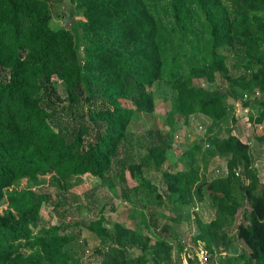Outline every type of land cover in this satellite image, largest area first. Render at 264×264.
Here are the masks:
<instances>
[{
	"label": "trees",
	"instance_id": "obj_1",
	"mask_svg": "<svg viewBox=\"0 0 264 264\" xmlns=\"http://www.w3.org/2000/svg\"><path fill=\"white\" fill-rule=\"evenodd\" d=\"M57 1L0 0V264H76L63 250L71 241L62 234L64 224L32 233L46 198L28 187L14 189L16 181L50 180L64 200L71 180L116 177L123 182L124 174L136 182L134 196L140 197L135 198L139 219L134 223L148 235L118 223L107 234L102 216L79 223L105 247L96 250L99 264H180L144 220V201L155 189L142 176L141 163L128 156L127 128L135 113L154 112L149 88L161 81L173 91L164 111L168 125L178 120L188 125L192 115L214 123L225 120L232 110L225 99L235 96L192 83L216 78L232 92L248 94L242 105L255 103L257 114L247 122L264 124V0H165L162 10L171 19L167 27L152 13L158 0H69L83 18L75 33L49 27L50 5ZM225 49L233 53L236 76L225 64ZM55 83L62 87V98ZM263 133L255 137L262 145ZM171 138L168 131L149 129L140 143L166 191L180 204L200 201L203 194L209 200L215 217L207 224L197 222L195 239L209 250L208 240L247 202V223L234 227L235 239L248 250L241 262L264 264V185L248 145L234 135L209 138L204 151L195 144L182 154L185 170L162 169ZM212 157L224 160L225 173L205 180L198 164L204 171ZM157 196L155 204L161 202ZM131 249L138 254L128 257Z\"/></svg>",
	"mask_w": 264,
	"mask_h": 264
},
{
	"label": "rangeland",
	"instance_id": "obj_2",
	"mask_svg": "<svg viewBox=\"0 0 264 264\" xmlns=\"http://www.w3.org/2000/svg\"><path fill=\"white\" fill-rule=\"evenodd\" d=\"M165 0H158L155 3L156 9H152L156 19L164 26H170L171 19L168 14H164L162 7L165 6ZM83 18L80 10L74 7L69 0H58L50 5L49 27L53 30L64 28L75 33L79 29ZM76 29V30H75ZM175 42L172 44L174 46ZM80 53V50H78ZM181 50L177 56L179 68H183L184 56ZM228 54L225 61L232 76L238 72L231 67L234 62L233 53L230 49H225ZM169 57V55H166ZM169 58H167L168 60ZM170 65V63H169ZM167 63H165V70ZM194 86L206 90H225L232 93L235 99L228 95L225 99V105L231 106L232 110L228 117L218 123L210 121L201 115H192L189 117L188 125H183L182 120L174 122V125H168L164 118V111L170 107V100L173 91L170 86L164 82L153 83L149 90L152 93L153 105L155 110L151 114L135 113L127 128V142L125 145L128 156L135 162L142 165V176L149 181L155 189L145 205V222L149 228L156 234L165 239L170 247L169 254L173 260H178L180 264H208L212 261L214 264L228 260L229 264H242L241 256H246L248 250L235 239L234 227L238 224L245 225V216L249 211L248 203L243 202L236 210L234 219L221 225L216 230L211 240H208L209 250L206 245L195 237L200 233L197 222L207 224L214 219V209L211 207L206 195L200 201L193 200L191 203L180 204L176 195L169 194L161 182L159 171L152 166L145 158V151L141 147L140 138L146 131L159 130L171 134V146L165 152V161L161 168L165 169L170 165H175L178 170H185V166L180 162L182 154L195 144H199L200 150L204 151L208 147L209 138H225L227 135L236 136L241 142L246 143L252 157V165L256 171V177L260 185H264V145L255 140L256 136L264 132V124L251 125L247 122L248 117H254L257 114L256 104L244 107L242 103L249 99V95L238 89H233L228 84L216 78L212 83H205L203 80L193 79ZM56 91L62 98L64 96L62 87L55 83ZM254 97H257L254 96ZM251 99V98H250ZM231 117L234 123L231 122ZM264 134V133H263ZM198 172L205 180L219 177L225 173L224 160L217 157L210 158L203 171L198 164ZM125 181H119L118 178L106 179L101 181L97 178H82L80 181L71 180L68 182V190L64 194L65 199L60 200L57 196V187L50 180L38 182L39 180H19L13 184L14 189L28 187L36 193L43 194L46 201L41 204L39 219L32 229V233L37 235L39 228H48L59 223L64 224L62 234L70 237L71 241L63 245V250L76 264H99L100 256L96 250L105 247L100 243L99 238L86 231L79 223L86 224L89 220H95L102 216L104 221L101 224L107 234L111 232L112 225L118 223L121 227L130 231H139V234L148 235L142 230L136 222L139 219L136 210L134 187L136 182L131 180L127 174H124ZM59 191V190H58ZM235 202L240 204V193L234 187L232 191ZM159 195L161 202L155 204L154 197ZM158 197V196H157ZM3 206V200L0 201V210ZM163 227H167L165 231ZM153 240L151 239V242ZM24 254H28L27 248L22 249ZM206 253L207 261L202 263L199 259L201 253ZM128 257L138 254V251L127 250Z\"/></svg>",
	"mask_w": 264,
	"mask_h": 264
},
{
	"label": "built area",
	"instance_id": "obj_3",
	"mask_svg": "<svg viewBox=\"0 0 264 264\" xmlns=\"http://www.w3.org/2000/svg\"><path fill=\"white\" fill-rule=\"evenodd\" d=\"M245 95V94H244ZM257 94L254 93V96H256ZM236 176H237V173L235 172L234 173ZM201 253V252H200ZM199 259L201 260L202 263H205L207 261V257H206V253H201L200 256H199Z\"/></svg>",
	"mask_w": 264,
	"mask_h": 264
},
{
	"label": "crops",
	"instance_id": "obj_4",
	"mask_svg": "<svg viewBox=\"0 0 264 264\" xmlns=\"http://www.w3.org/2000/svg\"><path fill=\"white\" fill-rule=\"evenodd\" d=\"M203 117V116H202Z\"/></svg>",
	"mask_w": 264,
	"mask_h": 264
}]
</instances>
